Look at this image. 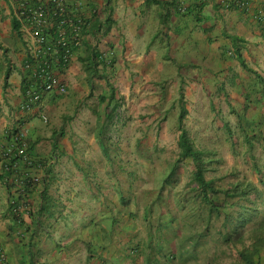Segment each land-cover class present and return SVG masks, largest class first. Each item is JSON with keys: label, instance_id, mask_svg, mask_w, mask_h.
<instances>
[{"label": "crops", "instance_id": "0c3cea01", "mask_svg": "<svg viewBox=\"0 0 264 264\" xmlns=\"http://www.w3.org/2000/svg\"><path fill=\"white\" fill-rule=\"evenodd\" d=\"M81 2L89 32L60 72L66 92H45L25 110V46L11 1L0 0V151L24 131L31 161L42 162L29 172L44 180L16 221L0 159V246L9 264H143L153 249L143 247L145 229L134 222L145 207L127 206L130 189L136 198L143 193L141 178L127 174H152L167 151L179 153V119L193 144L207 126L212 134L230 130L234 142L248 126L264 133V22L255 5ZM221 147L219 156H239ZM134 153L139 164L131 163ZM125 222L133 229L123 240Z\"/></svg>", "mask_w": 264, "mask_h": 264}, {"label": "rangeland", "instance_id": "374dc122", "mask_svg": "<svg viewBox=\"0 0 264 264\" xmlns=\"http://www.w3.org/2000/svg\"><path fill=\"white\" fill-rule=\"evenodd\" d=\"M210 127L207 126L199 134L196 133L194 139L197 137V142L193 144L194 150L198 151L209 164V169L205 171V178L212 179L214 184L221 189L229 188L238 182L245 184L249 181L264 194V184L259 182L253 168V164L256 163L264 173V148L261 139L264 133L254 134L248 132V130L253 129L248 126L245 129L247 132H240L239 139L234 142L230 130L224 129L220 133L212 134L208 130ZM234 127L237 126L234 125ZM239 127H242V125L240 124ZM244 134L257 139V141H255L256 139L253 141L254 145L250 152L244 149V146L247 147L244 142ZM234 135L236 136L235 133ZM200 138L208 140L205 147L198 146ZM218 145L227 148L234 155L237 148L239 156H228L227 154L219 156L220 154L216 150ZM240 146L243 149H239ZM154 153L153 161L158 155H156V151ZM250 154L254 157H250ZM177 156L178 153L171 149V151L165 153V157L160 161V168L157 171L156 166L148 169V171L153 172L152 174L145 172L127 174L128 177L140 176L141 178L139 179L140 184L137 183L136 186L138 189L142 188L143 193L136 198L133 190L130 189L128 192V202L130 204L127 206L130 208L136 207L138 210L145 207L143 215H140V217L138 214L139 217L135 219L134 223L145 229V236H142L139 240L142 241L141 244H144V248L150 246L154 254L150 253L151 255H148L143 264H239L237 250L250 247L254 243L255 236L264 235V229L257 230L259 224L257 222H260L259 218L247 223L237 234L235 233L236 235L233 234V239L236 238V241L230 246L221 237L226 231L222 226L224 217L227 214L232 217L235 216L236 211L240 208L239 204L245 203L244 200L238 199L237 196L224 198V201L226 200L231 206L224 208L219 218L211 219L207 225L203 219L195 216L199 212L195 210L198 208L196 206L201 207L202 202L198 198L195 199V194L190 191L192 163L190 160L178 162ZM131 163L139 164L140 157H136L134 153ZM219 197L222 199L224 196L220 195ZM258 206L264 208L263 203H258ZM257 216H264V211ZM103 223H106V232L111 231V218L103 219ZM163 227L165 229L168 227L165 234L162 231ZM132 229L126 222L121 225V232L125 236L124 238L122 236L123 240L127 239L128 231ZM196 233L201 234L200 237L192 236ZM197 241H199L198 245H194V242ZM260 256L261 264H264V246L261 249Z\"/></svg>", "mask_w": 264, "mask_h": 264}, {"label": "built area", "instance_id": "2783aa9c", "mask_svg": "<svg viewBox=\"0 0 264 264\" xmlns=\"http://www.w3.org/2000/svg\"><path fill=\"white\" fill-rule=\"evenodd\" d=\"M14 11L13 17L17 30L22 36L27 55L26 68L28 76L24 84V109L32 110L40 102L43 93L56 90L66 92V85L61 81L60 72L69 65L72 52L81 46L89 32V20L84 13L81 0H10ZM224 9L248 11L256 6L254 17L264 22V0H219ZM180 2L181 11L184 10ZM264 37V36H263ZM45 120V117L43 118ZM11 143L4 148V153L15 149L25 162L18 182L26 177L39 182L41 176L29 172L39 168L31 163L27 155L25 132L17 130L12 135ZM39 170V169H37ZM14 213L23 212L27 202L17 204L12 198ZM0 264H9L6 252L0 247Z\"/></svg>", "mask_w": 264, "mask_h": 264}, {"label": "trees", "instance_id": "16d2710c", "mask_svg": "<svg viewBox=\"0 0 264 264\" xmlns=\"http://www.w3.org/2000/svg\"><path fill=\"white\" fill-rule=\"evenodd\" d=\"M176 0H173V2ZM198 1V0H196ZM180 1L176 3L177 10L180 13H185L187 7L183 3L182 6L184 8L181 11ZM15 21V20H14ZM15 25L17 28V23L15 21ZM25 84V80H24ZM179 129L180 135L178 139V162L184 160H190L193 166V170L191 173L190 179V191L195 194V199H200L201 207L196 206V211H199L198 214L195 216L199 219H203V221L208 225L211 219L219 218L220 214H222V210L227 208L229 203L224 201V198L235 197L237 196L238 199H243L245 203L239 204V209L236 211L235 216H231L230 214L225 215L223 221V228L226 229L224 235H221L222 239L227 242L230 246L236 241V238L233 239V234L236 235L240 229L246 226L247 223L251 222L255 218H259L260 222L258 221L259 229H264V216H257L260 212L264 211V208H260L258 203H263L264 205V194H262L261 190L258 189L255 185L251 182L243 183L240 182L230 186L226 189L218 188L212 179L205 178V171L209 169V164L207 161L203 159V156L199 154L198 151L194 150L193 141L189 137L187 131L181 126V120L179 119ZM15 132V131H14ZM13 132V133H14ZM256 138H250L247 134H245V143L250 150L253 148V141ZM263 140V138H261ZM260 140V139H259ZM12 139L10 136V143ZM257 141V139L255 140ZM261 141V140H260ZM6 144L5 146H7ZM5 148V147H4ZM4 148L0 151L1 158L3 161L2 172H1V179L5 181L7 187L12 190L13 198L16 199L17 204L27 202V198L31 192H33L36 188H40L42 185H39L38 182H35L33 179L26 177L22 180V182H18V176L22 172L20 169L23 168L26 164L23 161V158L17 154L15 149H11L9 153H4ZM28 152V150H27ZM29 156L30 154L27 153ZM250 157H254L250 154ZM210 162V161H209ZM33 163H42L39 162H31ZM254 172L258 177L259 182L264 184L263 171L258 167L256 163L253 164ZM16 175L17 177H14ZM44 181V180H43ZM39 185V186H38ZM44 185V183H43ZM44 192V191H43ZM42 192V193H43ZM220 195L224 197L220 199ZM251 196V197H250ZM11 211L14 209V206L10 204ZM199 205V204H198ZM264 207V206H263ZM14 212V211H13ZM14 214V219L17 221L19 220V216L17 213ZM236 233V234H235ZM192 235V234H191ZM201 234L196 233L192 236H199ZM198 242H194V245H198ZM264 246V235L263 236H255L254 243L251 244L250 247H243L240 250H237V257L239 264H261L260 259V252L262 247Z\"/></svg>", "mask_w": 264, "mask_h": 264}, {"label": "clouds", "instance_id": "9594fccd", "mask_svg": "<svg viewBox=\"0 0 264 264\" xmlns=\"http://www.w3.org/2000/svg\"><path fill=\"white\" fill-rule=\"evenodd\" d=\"M45 119H46V118H45ZM42 181H43V178H42V176H41V179H40V181L38 182L39 185L41 184ZM39 185H38V186H39ZM37 189H38V188H36L35 190L37 191ZM35 190H34V191H35ZM34 191H33V192H34ZM0 247L5 251V249H4L2 246H0ZM5 252H6V251H5ZM6 254H7V253H6ZM7 257H8V256H7Z\"/></svg>", "mask_w": 264, "mask_h": 264}]
</instances>
